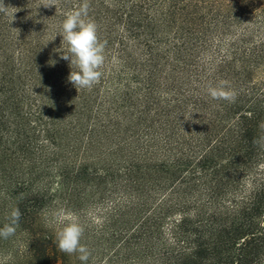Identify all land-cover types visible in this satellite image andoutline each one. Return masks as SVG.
Segmentation results:
<instances>
[{"label":"rangeland","instance_id":"374dc122","mask_svg":"<svg viewBox=\"0 0 264 264\" xmlns=\"http://www.w3.org/2000/svg\"><path fill=\"white\" fill-rule=\"evenodd\" d=\"M3 2L12 8L8 9L7 15L0 13V227L8 222L7 216L12 208L18 207L20 212L30 211L31 201H40L36 191L43 189L41 193H48L50 198L51 193L55 198L47 204L52 212L47 215L43 212L44 225L29 230L27 223H19L15 235L0 238V264H35L33 256H22L26 241L32 239L30 231L36 235L37 247L45 245L44 260L48 264H82L77 254L67 255L57 247L55 234L62 226L57 223V213L74 216L85 227L81 243L92 253L87 264H155L154 256L161 243L166 242V248L173 246L171 226L181 214L172 210L165 223L158 226L155 224L156 207L161 200L168 199L171 190L178 189L179 182L190 174L175 175L172 172V175L157 163L143 165L149 168L136 164L133 168L128 166L130 154L138 156L142 153L132 149L145 147V143H141L149 136L150 131L146 129L149 123L142 121L145 116L139 120V106L130 110L123 103L120 110H115L114 102L103 105L110 88L108 83L104 84L108 79L103 75L112 76L113 71L118 73L119 70L123 73L122 62L126 60L130 69L137 71L133 75L134 81L137 79L140 83L146 78V70H151L156 62L142 66L139 50L135 47L138 41H123L126 45L123 52L120 40L124 35V18L121 20L118 15L117 20L114 13L101 9L97 1L91 0L89 18L97 23L101 41H107L106 59L100 82L90 90L80 89L78 93L68 80L72 70L70 62L61 58L67 45L62 44L63 38L58 33L65 14L74 10L79 0H58L57 6L51 8L39 7L41 0ZM172 32L171 37L175 36ZM145 40L149 38L141 37L139 43ZM159 54L162 58L163 52ZM162 63L165 61L159 59L158 64ZM234 68L221 75L232 81L230 87L234 83L239 90L264 87V66L243 74L238 69L233 71ZM188 72L198 73L194 68H189ZM132 74L128 73L126 77L119 72L120 79L116 82L123 85ZM138 85L134 83L133 87ZM125 90L122 88L121 92ZM245 100L243 108L219 115H222L218 120L220 123H212L213 133H226L231 129L230 124L235 125L239 118L253 110L252 104L247 102L249 99ZM243 122L247 124V120ZM16 125H20L18 133ZM92 130L96 137L90 141L88 135ZM51 149L54 150L50 153ZM258 151L264 154V148ZM127 166L129 172L125 171ZM78 168L87 171L84 173L86 179H76L74 173ZM259 168L262 169L263 164H256L254 172ZM59 175L64 176V181L61 180L63 191L57 190ZM230 177L224 176L213 204L234 208L251 195V174L239 183L235 179L231 181ZM44 184H48L46 188ZM197 185L198 182L192 181L188 190L182 188L186 193L182 195L191 201L193 198L207 201L203 187ZM257 204L261 217L255 218L250 227L237 235H190L187 240L189 248L194 250L199 245L198 254H192V250L184 254L176 251L175 260L180 259L177 263L264 264V240L261 243L254 241L264 236V199ZM118 206L122 207L118 209ZM110 213L115 217L109 220L105 229V219ZM192 213L189 211L190 220L194 219ZM174 249L179 247L174 246Z\"/></svg>","mask_w":264,"mask_h":264},{"label":"trees","instance_id":"16d2710c","mask_svg":"<svg viewBox=\"0 0 264 264\" xmlns=\"http://www.w3.org/2000/svg\"><path fill=\"white\" fill-rule=\"evenodd\" d=\"M95 1L101 9L106 8L114 13L117 20L118 15L121 20L124 18V35L121 36L123 40H120L123 52L126 48L123 41H138L135 47L139 50L142 66L156 62L151 70H146V78L140 83L137 79L134 81L133 75L137 71L130 69L126 60L122 62L123 73L119 70L118 73L113 71L112 76L103 75V78L108 79L104 84L108 83L110 86L106 92L108 98L104 97L103 105L114 102L112 104L116 105L115 110H120L123 103L130 110L139 106V120L145 116L142 121L149 123L146 127L150 131L149 136L141 143H145V147L132 149L133 152L138 150L142 153L138 156L129 155V167L133 168L134 164L144 167L148 163H157L156 165L166 168L167 172H174L175 175L190 174L179 182L178 189L171 190L168 199L161 200L156 207L158 212L155 224L158 226L165 223L172 210H178L181 214L172 222L173 246L166 248V242L163 241L155 253L154 262L178 264L180 259L175 260L174 257L176 251L184 254L192 250V254H198L199 245L195 246L194 250L189 248L187 240L190 235H237L246 227H250L255 218L261 217L258 210L260 208L256 205L264 199V154L258 151L264 148V87L252 88V91L241 89L242 93L234 83L231 87L237 93L234 103L212 99L207 93V87L215 86L221 80L230 84L232 81L221 75L232 67L238 66L239 68H234L233 71L238 69L243 74L247 70L256 71L264 66V0ZM82 2L83 0H79L76 6ZM174 30L175 32H172ZM170 32L175 36L171 37ZM141 37H148L149 40L141 44ZM160 52L165 54H162V58ZM159 59H163L165 63L158 64ZM189 68H194L198 73L191 74L188 72ZM119 72L126 77L128 73L133 72L132 76L130 75L132 78L125 79L127 82L123 85L117 83L116 80L120 79ZM129 81L132 82L131 85ZM134 83H138V87H133ZM122 88L126 89L125 92H121ZM246 98L249 99L247 102L252 104L253 110L239 118L235 125L230 124L231 129L226 133H213L212 123H220L218 120H221L222 115H219H228L239 107L243 108ZM244 120H247L246 125ZM95 121L100 123L99 118L95 117ZM19 126L16 125V133L20 130ZM88 137L90 141L96 137L94 130L89 132ZM246 151V155H243ZM258 163L259 166L263 164V168L254 172V166ZM128 166L125 167L126 172L130 171ZM84 173L87 171L78 168L74 174L76 179H86L87 174L85 176ZM248 174H251L253 180L251 195L241 205L229 208L219 203L213 204L224 176H231V181L235 179V182L239 183ZM57 179L60 180L56 185L57 190L63 191L61 180L64 181V176L59 175ZM192 181L203 187L207 201L196 198L191 201L182 195L186 194L182 188L186 187L188 190ZM47 185L44 184L43 187L46 188ZM41 192L36 191L40 201L32 200L28 207L30 211H21L19 223H27L29 230L37 225L42 226L45 222L42 219L43 212H46V215L52 212L47 204L55 196L49 193L50 198L48 193ZM120 207L122 206H118V209ZM189 211L193 212V220L189 219ZM111 213L106 216L105 229L108 228L109 220L115 217H111ZM30 233L32 239L26 241L22 256H33L35 264H48L44 260L45 245L37 247L34 239L36 235L33 231ZM258 234L263 235V232ZM262 237L254 241L261 243V240H264V236ZM184 244L186 245L183 246ZM174 246L179 249L175 250ZM246 246L245 244V248ZM214 253L213 251V256L217 259Z\"/></svg>","mask_w":264,"mask_h":264},{"label":"clouds","instance_id":"9594fccd","mask_svg":"<svg viewBox=\"0 0 264 264\" xmlns=\"http://www.w3.org/2000/svg\"><path fill=\"white\" fill-rule=\"evenodd\" d=\"M57 3L58 0H41L39 7L41 5L45 8L56 7ZM9 8L12 7H6L3 0H0V13L7 15ZM89 8V0H83L74 10L67 12L58 33L63 38L62 44L67 45L66 53L62 54L61 58L70 62L72 70L68 80L76 87L78 93L80 89L90 90L100 82L103 75L101 69L106 59L107 41H101L99 38L98 25L89 18ZM207 93L214 100L229 103H234L237 97L236 91L226 80L219 81L215 86L209 85ZM20 217L19 208H12L7 216L8 222L0 227V238L8 239L15 235ZM56 219L57 223L62 225L55 234L58 249L67 255L77 254L82 264H87L92 253L87 245L81 243L85 227L74 216L57 213Z\"/></svg>","mask_w":264,"mask_h":264}]
</instances>
